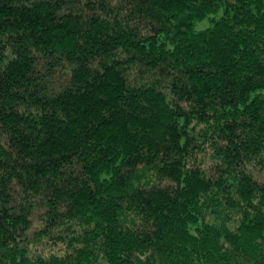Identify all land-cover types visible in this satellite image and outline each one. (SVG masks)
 I'll return each instance as SVG.
<instances>
[{
  "label": "trees",
  "instance_id": "1",
  "mask_svg": "<svg viewBox=\"0 0 264 264\" xmlns=\"http://www.w3.org/2000/svg\"><path fill=\"white\" fill-rule=\"evenodd\" d=\"M0 264H264V0H0Z\"/></svg>",
  "mask_w": 264,
  "mask_h": 264
},
{
  "label": "rangeland",
  "instance_id": "2",
  "mask_svg": "<svg viewBox=\"0 0 264 264\" xmlns=\"http://www.w3.org/2000/svg\"><path fill=\"white\" fill-rule=\"evenodd\" d=\"M210 25V22L208 20L200 21L196 24V29H203Z\"/></svg>",
  "mask_w": 264,
  "mask_h": 264
}]
</instances>
